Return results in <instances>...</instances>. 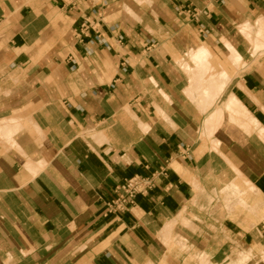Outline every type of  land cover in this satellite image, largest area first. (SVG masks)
<instances>
[{"label":"crops","instance_id":"0c3cea01","mask_svg":"<svg viewBox=\"0 0 264 264\" xmlns=\"http://www.w3.org/2000/svg\"><path fill=\"white\" fill-rule=\"evenodd\" d=\"M261 37L264 0H0V264H264Z\"/></svg>","mask_w":264,"mask_h":264},{"label":"built area","instance_id":"2783aa9c","mask_svg":"<svg viewBox=\"0 0 264 264\" xmlns=\"http://www.w3.org/2000/svg\"><path fill=\"white\" fill-rule=\"evenodd\" d=\"M207 13L208 11H204ZM198 11L194 9L192 16L196 19ZM159 173L164 174V169ZM157 172L152 176L135 175L129 179H126L122 184H119L115 188L116 196L107 202V211H125L130 206L134 205L135 198L139 194H147L154 186Z\"/></svg>","mask_w":264,"mask_h":264},{"label":"rangeland","instance_id":"374dc122","mask_svg":"<svg viewBox=\"0 0 264 264\" xmlns=\"http://www.w3.org/2000/svg\"><path fill=\"white\" fill-rule=\"evenodd\" d=\"M263 40H264V38L263 37H261ZM237 180H235V181H233V183L232 184H230V185H228L227 187H226V189H229V188H231V196H232V198H225L224 200H225V202H224V204L225 205H234V203H232L231 201L234 199L233 197H235L236 199H237V201H240L244 206H246V205H251V207L253 206V205H255V203H251L250 201L249 202H247V197L249 198V196L248 195H245V194H241V193H235V188H234V186H233V184L236 182ZM248 189H246V191L248 192L249 190H251V188L250 187H247ZM225 190V189H224ZM230 190V189H229ZM249 194V193H248ZM231 203V204H230ZM253 209L255 208V206H253L252 207Z\"/></svg>","mask_w":264,"mask_h":264}]
</instances>
